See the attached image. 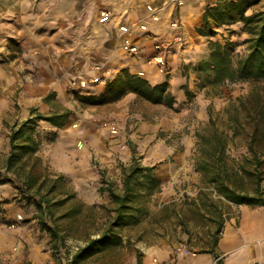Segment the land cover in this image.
Here are the masks:
<instances>
[{
    "label": "rangeland",
    "instance_id": "rangeland-1",
    "mask_svg": "<svg viewBox=\"0 0 264 264\" xmlns=\"http://www.w3.org/2000/svg\"><path fill=\"white\" fill-rule=\"evenodd\" d=\"M57 2L54 7L36 3L32 7H21L16 0H0V207L1 212H8L2 216L0 226L18 236L15 240L26 243L25 250L31 243L38 245L39 253L46 250L45 264H68L63 263L62 258L70 256L69 264H136L144 249L151 246L169 244L183 253L184 247L192 252L209 247L215 228L211 219H216L217 214L208 207V199L217 202L222 214L227 201L194 169L198 135L210 134L214 127L224 129L228 164L252 169L251 162L245 161L252 155L248 148L252 123L245 117L240 101L254 92L264 95V77L214 83L203 62H207L210 44L218 41L228 49L235 63L248 50L247 39L251 35L248 27L235 21L215 28L211 37L201 36L195 30L191 45L188 46V39L187 46L183 47L177 32L163 39L159 27L158 33L151 37L138 31L133 22L135 35L149 38L148 49L134 38L139 44L136 54L125 52L121 43L110 52L99 49L97 41L92 39V11L98 10L95 0L85 4L80 19L66 14L67 7ZM176 2L181 4L182 0ZM261 6L264 0L257 4ZM94 32H98L97 26ZM51 33H54V45L46 46L44 43ZM156 42L164 45L160 53L166 67L163 78L155 82L159 78L158 70L146 60L154 53ZM120 54L145 60L153 66L156 76L151 84L165 82L174 96L173 104H154L136 94L125 116L116 114V108L80 100L81 95L97 94L123 72L135 73L122 67ZM112 55L120 59L119 62L112 60ZM93 65L103 66L102 80L80 87L78 80L88 78L82 75H93ZM175 75L180 77V82ZM177 94H181V102L176 101ZM253 103L249 102V107ZM31 108L45 115L68 108L71 114L58 127L44 120L36 121L33 136L38 147L34 156L16 149L17 157L8 168L9 134L16 122L30 117ZM173 115L178 121L175 129H158L153 139L148 131L137 126ZM133 122L138 123L135 137L131 136ZM112 125L119 128L115 135L109 130ZM253 145L262 157L264 144L256 141ZM125 148L140 164L149 157H160L155 154L166 148L168 155L161 156L155 164L163 170L156 173L160 177L171 178L167 172L175 152V159L184 154L185 168L168 181V196L157 191L154 192L157 196L153 193L146 198L148 214L139 223L119 227L116 235L108 234L103 244L78 254L90 239L99 237L106 229L112 203L107 192L100 191L99 187L108 183L119 190L121 150ZM30 165L34 166L33 172H38L39 179L34 187L27 189L21 179L26 178ZM15 170L20 171L19 176H14ZM86 170L96 175L84 174ZM260 172L264 176V165ZM239 173L243 187L252 191L254 176L242 170ZM262 185L264 180L261 181L264 188ZM37 186L38 194L35 193ZM40 195L47 199L42 203L45 206L42 211L33 204ZM4 204L9 209L3 208ZM12 222L16 227L10 229ZM42 223L50 226L51 232L43 228ZM152 259L156 260V254Z\"/></svg>",
    "mask_w": 264,
    "mask_h": 264
},
{
    "label": "trees",
    "instance_id": "trees-1",
    "mask_svg": "<svg viewBox=\"0 0 264 264\" xmlns=\"http://www.w3.org/2000/svg\"><path fill=\"white\" fill-rule=\"evenodd\" d=\"M261 0H216L204 6L201 21L196 27V32L204 37H211L215 34V28L228 25L235 21H241L248 27L251 34L248 37V50L233 63L228 49L218 41L210 44L207 62H203V67L213 76L214 83L225 81L234 82L247 78L264 77V6L257 7ZM250 10V13H247ZM132 92L143 99L154 103L171 106L174 96L168 89L165 82L151 84L145 78L130 72H123L116 80L106 83L97 94L81 95L80 100L89 104H104L120 99L123 95ZM249 102L252 103V106ZM240 106L244 110L245 117L252 123V130L249 133L248 148L251 157L245 158L246 162H251L252 169H247L243 165L233 167L228 164L226 155L227 134L224 129L213 128L210 134L198 135L196 142L198 156L194 169L200 171L206 178V182L212 187L214 192L234 204H256L264 205V188L261 181L260 168L264 165V155L259 156L254 147V143L264 144V95L254 92L246 99L240 101ZM30 117L16 122L9 134L10 152L7 157V166L12 164L17 157L16 149L27 152L32 156L38 147V141L33 136L36 121L44 120L53 126H61L65 119L71 114L68 108L50 114H42L36 108L30 109ZM237 119V118H236ZM235 119V120H236ZM18 140V143H17ZM34 156V155H33ZM37 159V158H36ZM26 178H22V185L27 189L34 187L38 182L39 174L33 172V165L28 167ZM24 167L21 165V170ZM120 189L115 190L112 185L106 183L100 185V191H106L110 197L112 207L109 210L110 216L106 221L104 229L99 237L90 239L83 251L93 246L103 244L107 240V235L115 236L119 227L137 223L144 215L148 214L145 205L146 198L157 192L161 188V182L155 172V165L140 164L135 157L127 165L121 164ZM254 176V188L247 191L240 181V171ZM19 170L13 171L14 176H19ZM11 178H9L10 180ZM38 186L35 193L38 194ZM45 195H40L34 201V206L38 211H42L45 206ZM208 207L217 214L215 228L212 231V241L209 247L215 245L217 237L221 231L224 216L218 209L216 201L208 199ZM48 206V203H46ZM165 206V205H164ZM0 207V212H1ZM42 227L48 232L52 228L46 223ZM202 251L206 248L200 249ZM78 257V255H74ZM219 264V260H216ZM136 264H140L137 258Z\"/></svg>",
    "mask_w": 264,
    "mask_h": 264
},
{
    "label": "crops",
    "instance_id": "crops-1",
    "mask_svg": "<svg viewBox=\"0 0 264 264\" xmlns=\"http://www.w3.org/2000/svg\"><path fill=\"white\" fill-rule=\"evenodd\" d=\"M16 1L19 2L21 7L25 5L26 7H32V5L35 3L38 6L54 7L56 3V0ZM95 1L97 3L98 10L92 11V32L94 34L92 39L93 41H97V47L99 49H108L110 52H112L113 48L118 46L121 42V37L117 30L118 23L126 22L132 24L133 22L137 23L140 20H147L149 18L147 5H153L158 13V23L162 31L161 38L169 39L170 35H173L175 32H177L181 37V45H183V47L185 45L187 46L186 41L188 39L190 40L188 46L191 45L194 37L195 27L201 21V14L204 6L208 3H213L215 0H182L181 4H178L176 0ZM88 2L89 0H58L57 3L67 7L65 8V10L67 9L66 14H71L72 16H76L78 19H80L81 15L84 13V6ZM101 10H106L110 14L109 20L105 23H100L98 21V16ZM172 21H177V25H171ZM94 26H97L98 28V32L96 33L94 32ZM133 28H136V26ZM134 38H136V40L139 41L141 45L145 44V48L148 49L149 38H140L136 35H134ZM46 39L47 41L44 43L46 46L54 45V33H51L50 35L48 34ZM141 47L142 46H140V48ZM190 49L193 48L190 47ZM192 52L195 53L194 49ZM180 55H182V53ZM187 55L189 56L191 53L189 52ZM120 57V64L123 65L122 67H127L129 71L137 73L150 83L156 76V69L153 66L146 64L145 60L141 61L136 57L127 55L123 57L122 54H120ZM111 58H113L112 60L118 62L120 60L116 59L113 55ZM82 76L89 77L90 75ZM175 79H177V82H180L179 76L175 75ZM173 89L176 90V86L174 87L173 85ZM134 96H136V94L129 92L120 99L104 103L101 106H110L112 108H116V114L126 116L128 114V106ZM181 99V94H177L176 101L181 102ZM137 124V122H133L132 126H134V129L131 133V136L135 137V127ZM177 125V116L173 115L171 118H158L150 123L142 122V124H138L137 126H139L141 130L148 131L150 133V139H153L154 132L156 130L163 128H171V130H174ZM169 146L171 147V145ZM168 152L169 151L165 148V150L156 153L155 155L160 154V157L162 156L163 158L168 155ZM175 153L171 156L174 160L171 161V167L167 172L171 178L160 177L158 174L160 173V170L161 172L163 170L162 168L155 167V171L158 173L157 175L161 182L159 194H163V196H168L170 194V191L168 190L169 185L167 184L168 181L172 180L173 175L181 173L185 168L184 154H182V157H179V159H175ZM160 157H149L144 161V164L155 165L156 162L159 161ZM121 158L123 164H129L132 159L131 151L127 148L122 149ZM90 172L94 176L96 175L94 171L87 170L84 172V174H89ZM120 177L118 178L119 180ZM164 183L166 184L165 186ZM163 189H167V194ZM155 195L157 196V193H154V196ZM3 208L9 209V207H7L5 204ZM7 213L8 212L2 211L0 213V220L2 216H6ZM223 216V224L217 237V241L212 247H207V250H197V252L194 254H184L181 251H175L169 244H164L158 247L151 246L144 249V254L141 259H139L140 264H217V257L219 264H264V205L234 204L227 201ZM26 236H30V234ZM17 237L15 234H10L8 230L0 226V255H2L3 252L12 245ZM25 245L26 243L21 240L22 256L24 258L30 260L33 264H45L46 255H48L46 250H42L41 253H39L37 249L38 245L36 246L35 243L29 244L25 250ZM154 254H156L155 261L152 259Z\"/></svg>",
    "mask_w": 264,
    "mask_h": 264
},
{
    "label": "built area",
    "instance_id": "built-area-1",
    "mask_svg": "<svg viewBox=\"0 0 264 264\" xmlns=\"http://www.w3.org/2000/svg\"><path fill=\"white\" fill-rule=\"evenodd\" d=\"M180 3V0H178ZM147 10L149 11L148 19L142 20L136 23L138 31L144 33L145 35H150L151 37L155 36L159 31V25H158V13L155 10L154 6L147 5ZM110 18V14L106 10H101L98 16V21L100 23H105ZM171 25L175 26L177 25V21H172ZM133 24H129L126 22L118 23L117 30L120 35L121 39V47L124 49L125 52L129 54H136L139 50V44L134 39V35L137 33L135 29H133ZM161 46L164 47V45L156 42L153 45L154 53H152L149 58L146 60V63L153 64L154 67L158 70L159 73V79L158 81L163 78V71L166 67L165 58L160 53ZM93 75H91L88 78H82L78 80V83L80 87H83L87 84V82L96 83L100 82L102 80V75L104 68L102 65H93L91 68ZM112 135H115L119 132V128L117 125H112L109 128ZM18 218H20V215H18ZM10 229H13L16 227V224L14 222L9 224ZM184 254H194L195 252H192L189 248L184 247L183 248ZM218 257L216 258V260ZM63 263H70L71 256L70 257H63L62 258ZM0 264H33L30 260L24 258L22 256V246L21 242L19 240H15L11 247L3 252L2 255H0Z\"/></svg>",
    "mask_w": 264,
    "mask_h": 264
},
{
    "label": "bare ground",
    "instance_id": "bare-ground-1",
    "mask_svg": "<svg viewBox=\"0 0 264 264\" xmlns=\"http://www.w3.org/2000/svg\"><path fill=\"white\" fill-rule=\"evenodd\" d=\"M11 2V1H10ZM159 78L155 79V82L158 81Z\"/></svg>",
    "mask_w": 264,
    "mask_h": 264
}]
</instances>
